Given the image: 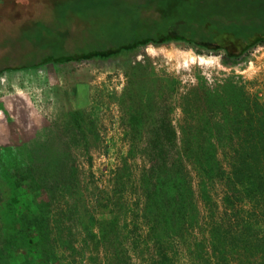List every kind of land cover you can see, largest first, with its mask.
<instances>
[{"label": "rangeland", "instance_id": "1", "mask_svg": "<svg viewBox=\"0 0 264 264\" xmlns=\"http://www.w3.org/2000/svg\"><path fill=\"white\" fill-rule=\"evenodd\" d=\"M191 17V26L256 29L264 26V0H0V67L8 68L0 72V238L8 201L34 194L27 192L31 174L37 200L51 201L58 264L264 263L236 236L223 248L226 257L223 236L211 239L215 225L232 237L245 222L263 242L264 201L252 207L248 182L232 181L227 198L219 181L211 198L174 199L172 187L155 188L150 211L139 190H115L118 173L140 175L154 163L145 152L154 128H208V112L199 119L183 113L186 95L232 84L264 100V41L231 56L203 42L160 37ZM149 26L161 29L144 42ZM125 44L130 48L105 57L43 62ZM136 110L148 114L137 126L144 129L139 141L126 135ZM132 142L137 148L128 156ZM125 158L132 168L122 169ZM197 247L201 254L191 253Z\"/></svg>", "mask_w": 264, "mask_h": 264}, {"label": "trees", "instance_id": "2", "mask_svg": "<svg viewBox=\"0 0 264 264\" xmlns=\"http://www.w3.org/2000/svg\"><path fill=\"white\" fill-rule=\"evenodd\" d=\"M160 7L159 9L163 11ZM192 20L191 17L190 22H185V18L176 21L169 31L164 29L163 32L160 31V37L164 36V40L203 42L214 49H222L231 56L239 55L250 46L264 41V30L252 28L241 31L237 27L235 31H231L228 27L209 28V22H197V25L191 26ZM187 23L190 27L185 30ZM200 28L205 32L200 33ZM193 33L197 34V37ZM152 39L155 40L151 33L144 37L143 41H152ZM128 46L129 44H125L111 48V50L108 49V51L93 50L75 56H59L56 62L105 57L121 49L130 48ZM50 59L49 57L43 62ZM5 69L8 68L2 67L0 72ZM130 97L134 98V94L131 93ZM182 104L187 109L183 108L184 114L191 112L193 115L194 113L193 116L198 119L201 113L208 112L209 121H203L208 124V128L187 126L177 130L170 124L154 128L151 131L153 138L151 146L148 148L145 145L146 155H150L149 161L154 163L148 168L143 165L140 175L133 176L131 172L123 175L118 173L117 179H114L115 190L117 188L119 190H139L144 198V210L150 211L147 208L156 198L155 188L172 187L174 199L180 197L183 200L196 196L197 198H211V194H214V189L217 187L216 182L219 181V187H223L226 191L224 198H227L231 197L232 181L237 183L245 181L249 184L247 193L250 197L249 202L252 199V207L258 208L259 203L264 201V100L260 101L252 94L246 96L241 87L231 84L229 91L224 90L219 93L217 89L201 90L192 95L188 94L182 100ZM147 117L148 114L141 110L131 112L129 120L134 124L126 131V135L139 141L144 129L137 126L147 120ZM136 148L135 143L132 142L128 156H131L133 149L136 150ZM157 159L158 163L155 162ZM141 163L144 164V160ZM122 164V169H126V166L132 168L131 165H127V158L123 159ZM122 169L117 168L116 172ZM169 171L172 174L161 182V174L165 175ZM27 176H30L27 192L29 194L34 192V194L31 197L28 196L24 202L20 198L17 199L20 195L16 194L8 201L9 221L1 229L0 264H58L60 259L57 255L56 240L50 221L51 201L37 200L40 192L37 191L36 180L31 174ZM24 179V176H20L16 185H20ZM17 192L18 190L15 193ZM214 204L217 207V201H214ZM170 218L173 220L175 216L170 214ZM252 230L253 228L244 222L235 232L230 231L232 237H227L229 235L227 230L225 231L221 225H215V229L211 230L212 234L215 233L211 239L216 240L218 234L221 238L223 236L224 240H219L223 256L226 253L223 248L229 245L233 236L244 244L246 242L251 256L257 252L264 256V239L260 242L261 239L257 238L258 235ZM60 245V248H65L64 243ZM70 249L74 250V245ZM201 250V247H197L191 253L200 252L201 254ZM15 251L18 253L16 254ZM229 251L232 252L233 249ZM244 262L256 264L253 261ZM207 264H210L209 260Z\"/></svg>", "mask_w": 264, "mask_h": 264}, {"label": "crops", "instance_id": "3", "mask_svg": "<svg viewBox=\"0 0 264 264\" xmlns=\"http://www.w3.org/2000/svg\"><path fill=\"white\" fill-rule=\"evenodd\" d=\"M8 5H9V3H8ZM22 26V25H21ZM140 27H142V25L140 26ZM149 30L147 31V33H145V34H142L143 35V37H146L147 35H150L151 33L152 34H154V32H156L157 30H160L161 28L160 27H157V26H155V27H152V26H149ZM183 29V28H182ZM261 30V31H263L264 30V26L263 27H260V26H257V28L255 29V30ZM134 33H136V31L134 32ZM138 34H134V37L133 38H138ZM135 40V39H134ZM32 48H25V50H26V52H29L30 50H31ZM97 51V52H99V51H102V49H95V48H91L89 51ZM31 51H35L36 52V50H31ZM44 52H46V51H44ZM77 53H73V54H71L72 56H75ZM59 56H61V55H58V54H53L52 55V57H50L51 59L49 60V61H47V62H50V61H52V62H56L57 60H58V57ZM46 63V62H45ZM1 68L2 67H0V70H1ZM6 70V69H5Z\"/></svg>", "mask_w": 264, "mask_h": 264}]
</instances>
